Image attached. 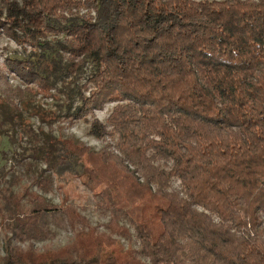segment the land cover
<instances>
[{
	"label": "trees",
	"instance_id": "obj_1",
	"mask_svg": "<svg viewBox=\"0 0 264 264\" xmlns=\"http://www.w3.org/2000/svg\"><path fill=\"white\" fill-rule=\"evenodd\" d=\"M2 35L30 51L4 60L24 87L0 69V133L25 168L0 175V264H264V0H0ZM81 120L101 149L55 134Z\"/></svg>",
	"mask_w": 264,
	"mask_h": 264
},
{
	"label": "rangeland",
	"instance_id": "obj_2",
	"mask_svg": "<svg viewBox=\"0 0 264 264\" xmlns=\"http://www.w3.org/2000/svg\"><path fill=\"white\" fill-rule=\"evenodd\" d=\"M30 51V48L25 52L23 50V47L15 43L13 40L9 39L6 36H1L0 37V69H3L4 72L9 74V81L10 83L16 87V86H25V83L14 73H11L8 67L5 64V58L8 57H25L28 55ZM30 91L27 92V97L30 99L31 103L33 105H40L46 112H50L56 108V103L57 99L54 96H48L44 94L42 91L39 90L36 84L31 85ZM53 95L58 96L57 90H52ZM64 97V96H62ZM114 103H109L105 106L104 110L97 111L96 114L97 116L103 120L106 121L109 113L111 112V109L113 108ZM26 115L29 118L30 123L33 125L34 128H38L40 126V121L37 116H30L29 113H26ZM57 126H63L65 127L63 131L60 129H56L55 134H58L59 132H63L64 136H75L85 142H87L89 145H91L94 149L99 150L101 149L105 142H102L100 140H97L93 136L89 134V125L81 120L77 122L74 126L70 127L67 126L66 123L59 122L56 124ZM23 142H28L27 138ZM24 143V144H25ZM20 143L17 142L16 144H12L8 137L5 135H2L0 133V175L2 171H11L12 169L18 173V174H25V168L23 164H20L17 162L15 158V150L20 149ZM27 145V143H26ZM12 170V171H13ZM9 177V176H8ZM1 178V176H0ZM62 183H65V186L67 189L70 191L71 197L70 201L76 204L80 212L87 216L92 224L94 225H104L109 221V216H105L100 212V210L96 207L94 198L91 194V192L83 185L80 183V181L71 175H67L61 179ZM178 181H175L174 185H178ZM19 186H15V189H18ZM45 196L51 200L54 203H60L63 198V191L59 190L57 188H54L49 193H46ZM131 227V225L128 223ZM1 226V223H0ZM53 230L55 231L56 235L55 238L51 241L53 246L55 247H60L66 244L69 240L70 237L72 236L71 232L68 231L67 229L60 228L57 226L55 223L52 225ZM131 232L133 234V239L132 243L134 246L138 247L139 242L136 238L134 228L131 227ZM122 242L125 245H128L129 241L126 239H122ZM45 242H37L38 246H42ZM3 239H2V232H1V227H0V255H3Z\"/></svg>",
	"mask_w": 264,
	"mask_h": 264
}]
</instances>
